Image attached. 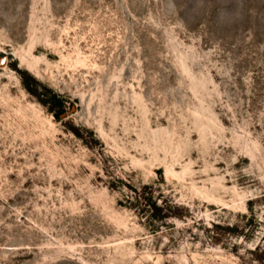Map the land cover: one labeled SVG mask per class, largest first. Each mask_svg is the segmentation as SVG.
<instances>
[{
    "label": "rangeland",
    "instance_id": "1",
    "mask_svg": "<svg viewBox=\"0 0 264 264\" xmlns=\"http://www.w3.org/2000/svg\"><path fill=\"white\" fill-rule=\"evenodd\" d=\"M0 264H264V0H0Z\"/></svg>",
    "mask_w": 264,
    "mask_h": 264
},
{
    "label": "trees",
    "instance_id": "2",
    "mask_svg": "<svg viewBox=\"0 0 264 264\" xmlns=\"http://www.w3.org/2000/svg\"><path fill=\"white\" fill-rule=\"evenodd\" d=\"M56 115H58V113H56Z\"/></svg>",
    "mask_w": 264,
    "mask_h": 264
}]
</instances>
